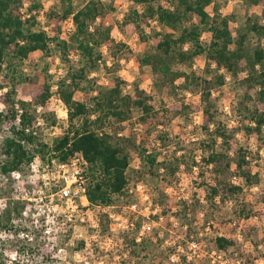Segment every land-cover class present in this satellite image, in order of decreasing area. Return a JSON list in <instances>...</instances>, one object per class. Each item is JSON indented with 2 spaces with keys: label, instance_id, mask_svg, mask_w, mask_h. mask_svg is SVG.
Listing matches in <instances>:
<instances>
[{
  "label": "rangeland",
  "instance_id": "374dc122",
  "mask_svg": "<svg viewBox=\"0 0 264 264\" xmlns=\"http://www.w3.org/2000/svg\"><path fill=\"white\" fill-rule=\"evenodd\" d=\"M86 1L21 0L19 9L25 25L51 32V10L62 12L68 4L76 10ZM99 1L107 5L110 0ZM159 1L166 5L174 2ZM216 1L236 41L231 47H237L240 34L244 33L239 68L234 73L209 62L205 52L186 62L172 63L174 69L190 75L187 80L178 77L169 81L149 64L140 63L141 56L153 49L156 39L171 30L155 18L136 30L130 29L123 18L134 7L143 9L141 3L121 0L113 9L106 6L95 19L92 26H110L112 40L96 47L100 58L96 66L87 67L74 96L91 106L93 95L118 79L121 93H129L132 99L145 97L152 104L158 111V122L143 124L138 105L131 102L126 119L110 118L104 126L116 141L129 146L131 155L126 189L108 206L79 204L72 208L62 202L55 191L59 185H45L41 180H56L52 178L56 172H50L51 165H47L49 157H54L51 152L45 158L37 154L32 162L40 166L33 170L31 164L25 165L18 177L0 171V212L10 200L19 198L22 204L21 214L12 220L11 228L0 229L5 264H11L13 259L19 264H129L125 249L130 245L125 241L134 237L140 241L142 234L149 240L146 255L141 259L135 257L130 263L264 264V125L259 134L243 128L250 123L255 106L264 109V102L257 99L258 85L247 79L251 70L246 64L257 46L264 50V33L248 27L253 21H264V11L260 1ZM71 20V14L63 20V30L58 38L49 41V50L32 51L22 59L8 54L0 65V80H7L2 89L15 87V99L29 100L25 75L38 74L41 81L51 83L53 92L46 114L54 115L55 122L50 115L46 117L43 112L42 117L41 110H35L40 121L37 131L48 144L67 125L62 104L55 99V83L65 76L68 64L76 68L83 62ZM184 25H197L200 41L207 45L209 36L197 15L185 17L173 35L177 36ZM59 37L67 39V51L61 49ZM254 67L259 72L264 70V56L262 63ZM219 74L223 75L222 82L217 81ZM206 90L210 91L208 98L214 112L210 127L216 126L227 134L218 138L216 147L231 157L245 149V157L250 160V177L242 176L233 161L219 174L241 185L237 193L224 199L207 196L209 183L215 181L217 174L212 164L201 157L203 153L207 155L204 142L209 136L201 127L200 116ZM5 108L6 103L0 98V109ZM149 153L155 155L153 162L147 158ZM216 235L230 237L233 243L219 248ZM13 237L20 239L18 245H25L20 255L13 247Z\"/></svg>",
  "mask_w": 264,
  "mask_h": 264
},
{
  "label": "trees",
  "instance_id": "16d2710c",
  "mask_svg": "<svg viewBox=\"0 0 264 264\" xmlns=\"http://www.w3.org/2000/svg\"><path fill=\"white\" fill-rule=\"evenodd\" d=\"M120 1L110 0L106 5L99 0H88L76 10H73L70 4L66 5L62 12L51 10L48 13L51 32H47L45 29H34L30 25H25V18L19 9L21 0H0V65L8 54L22 59L32 51L49 50V41L58 38L63 30L62 22L69 14L75 27L74 38L78 55L83 61L82 65L76 68L68 64L65 76L55 83L57 86L54 92L59 95L67 108V125L50 144L43 141L37 131L39 117L35 110L40 106L39 114L42 116L44 112V116L50 115L51 120L55 122L54 115L46 114L53 92L51 83L46 80L41 81L38 74L25 75L29 95V100H26L13 97L15 87H9L3 91L2 88L7 80H0V98L6 103V108L0 109V129L3 130L0 134V171L2 173H10L14 169L20 170L25 165H29L36 154L45 158L47 153L51 152L52 156L59 160H67L75 151H80L87 161L86 196L89 204L108 206L114 203L116 195L124 193L128 183L127 167L130 163V149L124 141H116L114 135L104 126L110 118L126 119L130 114L131 102L138 105L141 111L139 118L146 126L158 122V111L153 109L152 104L147 102L145 97L138 96L132 99L129 93H121L118 79L112 81L106 89L99 90L93 95L91 106L74 96L76 89L79 88L80 80L86 76L87 67L96 66L100 58L96 47L103 41L112 40L109 25L92 26V23L104 12L106 6L113 9ZM132 1L141 3L144 7L141 10L134 7L131 12L125 14L123 22L129 25L130 29L136 30L150 18L157 19L160 24L171 29L156 39L153 49L140 58V63L149 64L153 71L166 77L167 80L174 81L178 77L189 79L190 75L186 71L174 69L172 63L186 62L202 52H205L209 62H214L218 67H225L232 73L239 68L241 55L239 47L244 33L240 34L237 47H231V44H235L236 41L233 40L228 19L218 11L219 4L216 0H174L172 5H166L159 0ZM253 1H260L264 11V0ZM189 15H197L204 23L209 36L207 45L201 43V33L197 25H184L177 36L173 35L181 21ZM248 27L264 33V21H253ZM58 41H60L61 49L67 51L69 46L67 39L59 37ZM185 44L188 45L183 48ZM263 56V48L257 46L254 49L253 58L246 61L248 70H251L247 79L253 85H258L259 102H264V70L259 72L253 68L256 63H262ZM217 81H223L222 74L218 75ZM209 94V90L204 92L202 95L204 104L200 107L201 127L209 135L208 140L204 142L207 155L204 156L203 153L201 157L206 163L212 164L217 174L215 181L209 183L208 198L214 199L219 196L224 199L237 193L241 185L219 174L223 173L233 161L242 176L250 177L251 173L247 167L250 160L245 157V149L238 150L237 157H231L227 151L216 147L218 138H225L227 134L216 126L210 127L214 112L209 102ZM92 114L94 117L91 116ZM249 122V124L245 123L243 128L247 132L259 134L264 125V109H259L258 105L255 106ZM147 158L153 162L155 155L149 153ZM21 210L22 204L19 198L5 203L0 212V229L11 228L12 220L20 216ZM134 238L125 241L130 245L125 249L129 264H134L130 263L133 258L135 260V257L141 259L145 256L149 245V240H145L143 234L140 241H135ZM11 240L18 255L24 252L25 245L23 243L18 245L20 242L18 237H13ZM215 243L217 247L225 248L233 243V239L225 235H216ZM3 254L0 249V264L6 263ZM11 264L19 263L13 259ZM158 264L163 262L158 261Z\"/></svg>",
  "mask_w": 264,
  "mask_h": 264
},
{
  "label": "built area",
  "instance_id": "2783aa9c",
  "mask_svg": "<svg viewBox=\"0 0 264 264\" xmlns=\"http://www.w3.org/2000/svg\"><path fill=\"white\" fill-rule=\"evenodd\" d=\"M71 24L73 25V21L71 20ZM55 84V89H56ZM55 99L62 104V113L64 118H67V108L64 102L61 100L59 95L55 93ZM40 109V106L37 107V110ZM37 122H40L39 120ZM38 156L37 154L34 156ZM32 160L29 164H31L33 170L37 169V166H40V163H33ZM51 165V171H55L56 173L53 175V179L56 177V180H46L42 178V183L45 185H49L50 182H53L55 185H59L56 188V192H59L60 198L62 202L66 203L67 206H77L79 204L85 205L89 204L87 196H86V169H87V161L82 155L80 151H75L72 156L67 160H59L58 158L50 157L48 159L47 165ZM47 172V171H46ZM11 176L18 177L20 175L19 169H14L11 172ZM43 172L42 174H44ZM34 180L36 178L34 177ZM56 182H59L58 184Z\"/></svg>",
  "mask_w": 264,
  "mask_h": 264
}]
</instances>
